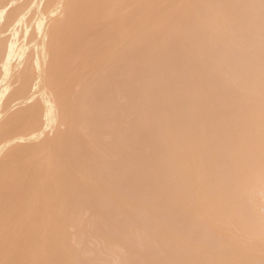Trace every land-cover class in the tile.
I'll return each instance as SVG.
<instances>
[{
	"label": "bare ground",
	"instance_id": "bare-ground-1",
	"mask_svg": "<svg viewBox=\"0 0 264 264\" xmlns=\"http://www.w3.org/2000/svg\"><path fill=\"white\" fill-rule=\"evenodd\" d=\"M0 264H264V0H0Z\"/></svg>",
	"mask_w": 264,
	"mask_h": 264
},
{
	"label": "rangeland",
	"instance_id": "rangeland-1",
	"mask_svg": "<svg viewBox=\"0 0 264 264\" xmlns=\"http://www.w3.org/2000/svg\"><path fill=\"white\" fill-rule=\"evenodd\" d=\"M133 76H135V75H133V74H132V75H130V79H131V77H132L133 79H135V77H133Z\"/></svg>",
	"mask_w": 264,
	"mask_h": 264
}]
</instances>
